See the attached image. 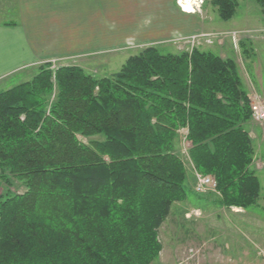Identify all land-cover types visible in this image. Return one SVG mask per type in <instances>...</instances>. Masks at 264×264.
<instances>
[{
    "label": "trees",
    "instance_id": "16d2710c",
    "mask_svg": "<svg viewBox=\"0 0 264 264\" xmlns=\"http://www.w3.org/2000/svg\"><path fill=\"white\" fill-rule=\"evenodd\" d=\"M211 4L232 18L234 0ZM50 67L0 92V190L11 178L25 189L0 192V264H150L158 229L189 193L182 128L195 171L216 180V204H255L251 113L233 59L146 47L99 79Z\"/></svg>",
    "mask_w": 264,
    "mask_h": 264
},
{
    "label": "rangeland",
    "instance_id": "374dc122",
    "mask_svg": "<svg viewBox=\"0 0 264 264\" xmlns=\"http://www.w3.org/2000/svg\"><path fill=\"white\" fill-rule=\"evenodd\" d=\"M234 1V14L228 21L219 19L211 0H198L196 6L191 5L197 18L187 21L199 20L207 32L193 35L184 31L165 33L164 40L154 43L133 36L124 42L125 47L105 55L55 61L49 63L50 70L54 72L60 66H78L85 74L99 79L116 73L129 56L146 47H155L160 54H179L198 49L218 55L220 49L224 58L233 59L236 63L243 90L247 94H256L264 101V10L253 0ZM182 3L180 0L179 4ZM174 5L177 9V0H174ZM37 68L4 81L0 84V92L30 81ZM53 99L54 92L49 103ZM244 128L252 140L250 170L260 185L259 197L248 209L218 206L216 201L221 195L217 189L204 195L193 192L196 175L215 178L195 171L191 161H188L191 144L187 140V129L179 130L186 132L184 135L177 132L176 153L187 174L189 193L185 201L172 204L158 229L157 240L161 250L150 264H264V122L256 123L250 119ZM93 139L100 141L102 137ZM78 141L88 143L81 137ZM24 190L21 183L11 178L9 186L1 184L0 192L21 194Z\"/></svg>",
    "mask_w": 264,
    "mask_h": 264
},
{
    "label": "crops",
    "instance_id": "0c3cea01",
    "mask_svg": "<svg viewBox=\"0 0 264 264\" xmlns=\"http://www.w3.org/2000/svg\"><path fill=\"white\" fill-rule=\"evenodd\" d=\"M178 1L175 9L174 0H0V84L45 63L105 55L133 36L154 43L207 32Z\"/></svg>",
    "mask_w": 264,
    "mask_h": 264
},
{
    "label": "built area",
    "instance_id": "2783aa9c",
    "mask_svg": "<svg viewBox=\"0 0 264 264\" xmlns=\"http://www.w3.org/2000/svg\"><path fill=\"white\" fill-rule=\"evenodd\" d=\"M178 6L180 10L183 11V7L179 3ZM247 101H248V106L250 109L252 121L256 123H263L264 101L262 100V98L251 92L247 94ZM196 176H197V181L193 188V192L195 194L204 195L207 192H214L217 189L216 181L213 178L209 176H199V175Z\"/></svg>",
    "mask_w": 264,
    "mask_h": 264
},
{
    "label": "bare ground",
    "instance_id": "6f19581e",
    "mask_svg": "<svg viewBox=\"0 0 264 264\" xmlns=\"http://www.w3.org/2000/svg\"><path fill=\"white\" fill-rule=\"evenodd\" d=\"M182 7H183V11L184 13H192V0H182Z\"/></svg>",
    "mask_w": 264,
    "mask_h": 264
}]
</instances>
